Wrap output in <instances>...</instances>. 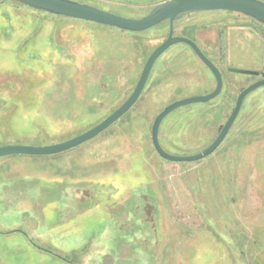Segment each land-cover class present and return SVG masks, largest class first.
I'll list each match as a JSON object with an SVG mask.
<instances>
[{"label": "rangeland", "instance_id": "rangeland-1", "mask_svg": "<svg viewBox=\"0 0 264 264\" xmlns=\"http://www.w3.org/2000/svg\"><path fill=\"white\" fill-rule=\"evenodd\" d=\"M74 1L141 18L163 0ZM168 31L163 22L123 32L0 0V147L57 144L91 129L130 96ZM176 34L195 40L224 73L218 97L161 123L162 147L187 156L217 137L239 93L260 78L229 68L264 73V27L210 10L177 20ZM50 56L31 85L9 83L31 57L46 64ZM215 87L191 46L176 43L135 105L98 136L53 155L0 157V264H264V85L245 98L210 156L174 163L152 143L166 106ZM98 240L110 250L102 257Z\"/></svg>", "mask_w": 264, "mask_h": 264}, {"label": "water", "instance_id": "water-1", "mask_svg": "<svg viewBox=\"0 0 264 264\" xmlns=\"http://www.w3.org/2000/svg\"><path fill=\"white\" fill-rule=\"evenodd\" d=\"M23 4L36 9L76 19H82L98 24L112 26L118 29L140 32L148 30L163 21H169L168 37L159 44L148 57L139 80L130 96L104 120L93 126L84 133L67 141L51 145H5L0 147V157L25 154V155H53L75 148L82 143L98 136L122 116H124L135 105L140 98L152 68L158 58L172 45L186 43L194 50L199 59L211 70L216 78V87L212 92L204 95L187 97L172 102L166 106L155 118L151 127V138L156 152L163 159L174 162H194L202 160L214 153L227 137L234 122L236 121L245 98L255 89L264 85V73L254 70L229 68V71L261 76L259 80L244 88L238 95L235 107L222 126L217 137L202 151L193 155L180 156L168 153L159 140V129L162 121L172 111L193 103H206L218 97L224 86V77L220 68L204 53L200 46L191 38L175 35V21L182 17L198 11L226 10L245 14L258 22L264 24V0H163L153 6L151 11L141 18H126L109 11L99 9L95 6L80 3L74 0H17Z\"/></svg>", "mask_w": 264, "mask_h": 264}, {"label": "trees", "instance_id": "trees-1", "mask_svg": "<svg viewBox=\"0 0 264 264\" xmlns=\"http://www.w3.org/2000/svg\"><path fill=\"white\" fill-rule=\"evenodd\" d=\"M19 2V1H18ZM21 3V2H20ZM23 4V3H22ZM59 17H63L65 19H70L71 17H66V16H61V15H58ZM253 21H255L256 23H261V22H258L256 21L255 19L251 18ZM98 24V23H97ZM100 25H103V24H100ZM63 26V25H62ZM115 28V27H114ZM118 29V28H117ZM123 32H127L126 30H122V29H119ZM34 57V56H33ZM33 57H31L32 61H33V64L28 66H24L23 67V71L21 73H17L15 72L14 74L11 72L8 76L10 79L9 83L12 82V83H19L20 85H22L23 87H26L27 84H30L29 82L33 83V79H35L34 77H32L33 74H35L36 72V67H39L40 70L42 68V70H46V68H50L52 66V56H50L49 58H47V61L46 64H43V63H39L36 61V59L34 60ZM35 68V70H34ZM36 75V74H35ZM31 77V78H30ZM112 79V77H111ZM110 80V79H109ZM36 81V80H34ZM39 85L40 84H43V83H47L48 80L47 79H38L37 80ZM31 85V84H30ZM19 96H20V99H22V102H27L29 99H26V91H20L19 93ZM32 102H36V99L35 100H31ZM116 110V109H114ZM113 110V111H114ZM98 124V123H97ZM96 125V124H95ZM222 128V127H221ZM220 128V130H221Z\"/></svg>", "mask_w": 264, "mask_h": 264}, {"label": "flooded vegetation", "instance_id": "flooded-vegetation-1", "mask_svg": "<svg viewBox=\"0 0 264 264\" xmlns=\"http://www.w3.org/2000/svg\"><path fill=\"white\" fill-rule=\"evenodd\" d=\"M153 6H154V5H153ZM153 6H152V8H153ZM152 8H151V9H152ZM239 14H241V13H239ZM243 15H245V14H243ZM246 16H247V15H246ZM248 17H249V16H248ZM250 18H251V17H250ZM178 21H179V20H178ZM163 22H168V24H169V21H168V20L163 21ZM163 22H162V23H163ZM160 24H161V23H160ZM258 24L264 27V24H263V23H258ZM174 29H175V33H174V34H175V35H178V34H176L177 21H175ZM169 30H170V26H169ZM168 34H169V31H168ZM168 34H167V37H168ZM167 37H166V38H167ZM166 38H165V39H166ZM165 39H164V40H165ZM164 40H163V41H164ZM163 41H162V42H163ZM194 41H195V40H194ZM162 42H161V43H162ZM195 42H196V41H195ZM220 70H221V69H220ZM221 71H222V70H221ZM222 74H223V77H224V73H223V72H222ZM259 77L261 78V76H259ZM260 78H259V79H260ZM215 79H216V78H215ZM18 231H20V228H17V229H15V230L13 229L10 233H14V232H18Z\"/></svg>", "mask_w": 264, "mask_h": 264}, {"label": "crops", "instance_id": "crops-1", "mask_svg": "<svg viewBox=\"0 0 264 264\" xmlns=\"http://www.w3.org/2000/svg\"><path fill=\"white\" fill-rule=\"evenodd\" d=\"M19 232V231H18ZM95 245V244H94ZM130 245V243L128 244V246ZM95 250H99V251H102L103 252V254L102 255H100L101 257L105 254L104 252L107 250V251H110L109 250V246L108 245H106L105 243L103 244V243H101V242H99V240H98V243L96 244V249ZM98 260H101V259H99L98 258Z\"/></svg>", "mask_w": 264, "mask_h": 264}]
</instances>
